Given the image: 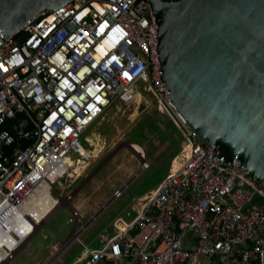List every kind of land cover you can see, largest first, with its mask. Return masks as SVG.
Here are the masks:
<instances>
[{"label": "built area", "instance_id": "obj_1", "mask_svg": "<svg viewBox=\"0 0 264 264\" xmlns=\"http://www.w3.org/2000/svg\"><path fill=\"white\" fill-rule=\"evenodd\" d=\"M156 28L148 0H71L0 44V249L8 256L39 228L33 215L47 196L51 211L59 205L54 186L72 176L81 135L115 99L141 102L145 84L177 120L185 160L71 264H264V181L211 155L173 107ZM139 162V172L150 165Z\"/></svg>", "mask_w": 264, "mask_h": 264}, {"label": "water", "instance_id": "obj_2", "mask_svg": "<svg viewBox=\"0 0 264 264\" xmlns=\"http://www.w3.org/2000/svg\"><path fill=\"white\" fill-rule=\"evenodd\" d=\"M70 1L0 0V44L40 12ZM148 5L167 98L211 155L264 181V0H148Z\"/></svg>", "mask_w": 264, "mask_h": 264}, {"label": "rangeland", "instance_id": "obj_3", "mask_svg": "<svg viewBox=\"0 0 264 264\" xmlns=\"http://www.w3.org/2000/svg\"><path fill=\"white\" fill-rule=\"evenodd\" d=\"M141 102L114 100L79 138L80 159L72 176L54 190L62 196L56 210L3 264H71L83 246L96 249L102 235H113V221L140 204L165 176L185 160L188 144L177 120L140 85ZM137 145L150 165L139 172ZM123 188L121 196L111 199Z\"/></svg>", "mask_w": 264, "mask_h": 264}, {"label": "bare ground", "instance_id": "obj_4", "mask_svg": "<svg viewBox=\"0 0 264 264\" xmlns=\"http://www.w3.org/2000/svg\"><path fill=\"white\" fill-rule=\"evenodd\" d=\"M131 149L133 150V152L137 153V155L139 156H144L142 150L137 146L132 144L131 145ZM48 199H46L45 203L42 204V207L37 211V213L34 216L36 224L39 226L41 225L51 214H53V212L56 210H52V205L55 206L56 202L54 201H50L49 196H47ZM52 204V205H51ZM57 208V207H56ZM35 232V229H34ZM25 242V240H23V242L20 244V246ZM7 247L11 250L14 251L13 249H11V245L7 244ZM13 254V252L11 253V255ZM9 258L8 256V250H1L0 249V264L4 263L3 261Z\"/></svg>", "mask_w": 264, "mask_h": 264}, {"label": "trees", "instance_id": "obj_5", "mask_svg": "<svg viewBox=\"0 0 264 264\" xmlns=\"http://www.w3.org/2000/svg\"><path fill=\"white\" fill-rule=\"evenodd\" d=\"M216 146L219 148V150L226 156V157H230L231 153L229 152V150L227 149V147H225L224 145H221L219 143H216Z\"/></svg>", "mask_w": 264, "mask_h": 264}, {"label": "flooded vegetation", "instance_id": "obj_6", "mask_svg": "<svg viewBox=\"0 0 264 264\" xmlns=\"http://www.w3.org/2000/svg\"><path fill=\"white\" fill-rule=\"evenodd\" d=\"M162 1H164V2H171V1H177V0H162Z\"/></svg>", "mask_w": 264, "mask_h": 264}, {"label": "crops", "instance_id": "obj_7", "mask_svg": "<svg viewBox=\"0 0 264 264\" xmlns=\"http://www.w3.org/2000/svg\"><path fill=\"white\" fill-rule=\"evenodd\" d=\"M8 258H6L3 262L7 261ZM2 264V263H1Z\"/></svg>", "mask_w": 264, "mask_h": 264}]
</instances>
